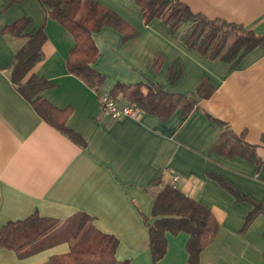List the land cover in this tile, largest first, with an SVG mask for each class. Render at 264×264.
Returning a JSON list of instances; mask_svg holds the SVG:
<instances>
[{"label": "crops", "instance_id": "0c3cea01", "mask_svg": "<svg viewBox=\"0 0 264 264\" xmlns=\"http://www.w3.org/2000/svg\"><path fill=\"white\" fill-rule=\"evenodd\" d=\"M90 1L136 30L125 42L107 27L93 35L98 57L92 68L105 77L98 92L67 72L73 38L39 0H0V227L33 213L63 221L80 212L116 238L117 260L152 264L143 218H150L157 191L171 184L218 224L199 264H264V0H182L193 13L263 38L231 62L202 56L159 20L145 24L133 0ZM20 18L29 20L30 30L43 28L42 59L31 73L53 83L43 98L71 108L66 125L82 145L48 125L9 78L25 39L1 30ZM116 83H153L183 95L203 83L211 94L195 97L185 117L176 111L162 121L142 110L138 120H111L99 97ZM253 203L259 209L247 222ZM166 240L157 264H190L188 234L167 233ZM68 249L61 244L22 259L0 249V264H43Z\"/></svg>", "mask_w": 264, "mask_h": 264}, {"label": "trees", "instance_id": "16d2710c", "mask_svg": "<svg viewBox=\"0 0 264 264\" xmlns=\"http://www.w3.org/2000/svg\"><path fill=\"white\" fill-rule=\"evenodd\" d=\"M23 1L7 0L9 4ZM133 1L140 8L145 24L159 20L170 32L180 31V39L187 47L209 59L231 62L241 52H248L263 42V38L256 37L240 25L210 20L193 13L182 0ZM39 2L49 18L59 23L73 38L66 59L67 72L98 92L105 77L92 68L98 57L93 35L107 27L118 31L125 42L136 34V30L112 10L90 0ZM1 33L25 39L10 64L9 78L12 84L48 125L82 145L79 135L66 125L71 108H57L43 98L41 93L51 88L53 83L31 73L42 59L41 46L45 41L43 28L30 30L29 20L20 18L5 25ZM210 94L211 90L203 83L193 95L169 93L153 83H116L109 91L110 96H121L129 105L162 121L176 111L185 117L196 105L195 97L205 98ZM214 123L220 124L215 120ZM253 207V214L247 217V222L258 212L259 206L253 203ZM143 220L147 227L152 264H157L166 252V234L180 232L188 234L185 244L188 262L199 264L200 253L212 241L218 228L216 220L205 207L184 196L171 184H165L157 191L150 218L144 217ZM61 244H69L68 251L50 256L43 264H128L115 258L116 238L97 230L92 220L80 212L63 221L33 213L25 219L0 227V249L11 251L20 259Z\"/></svg>", "mask_w": 264, "mask_h": 264}, {"label": "built area", "instance_id": "2783aa9c", "mask_svg": "<svg viewBox=\"0 0 264 264\" xmlns=\"http://www.w3.org/2000/svg\"><path fill=\"white\" fill-rule=\"evenodd\" d=\"M99 101L102 107L103 115L111 120H120L123 118L138 120L142 115V110L140 108L129 104L122 105L109 94L100 95ZM177 180V176L172 178L173 182H176Z\"/></svg>", "mask_w": 264, "mask_h": 264}]
</instances>
